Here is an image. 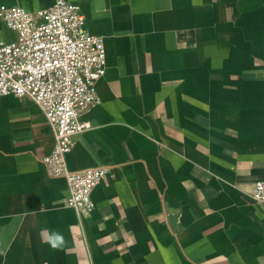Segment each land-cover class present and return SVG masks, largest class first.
<instances>
[{
	"label": "crops",
	"instance_id": "obj_1",
	"mask_svg": "<svg viewBox=\"0 0 264 264\" xmlns=\"http://www.w3.org/2000/svg\"><path fill=\"white\" fill-rule=\"evenodd\" d=\"M70 1L107 64L67 163L109 172L79 215L46 170L45 113L0 96V264H264V0Z\"/></svg>",
	"mask_w": 264,
	"mask_h": 264
},
{
	"label": "built area",
	"instance_id": "obj_2",
	"mask_svg": "<svg viewBox=\"0 0 264 264\" xmlns=\"http://www.w3.org/2000/svg\"><path fill=\"white\" fill-rule=\"evenodd\" d=\"M0 17L17 33L12 41H0V96H29L43 110L54 133V146L43 158L46 170L66 179L69 207L79 215L90 213L93 190L109 167L73 170L67 155L74 135L90 127L81 116L100 101L97 82L107 64L104 37L86 28L80 5L70 0H53L36 10L2 3ZM252 196L264 202V179L256 180Z\"/></svg>",
	"mask_w": 264,
	"mask_h": 264
},
{
	"label": "clouds",
	"instance_id": "obj_3",
	"mask_svg": "<svg viewBox=\"0 0 264 264\" xmlns=\"http://www.w3.org/2000/svg\"><path fill=\"white\" fill-rule=\"evenodd\" d=\"M41 238L43 243L49 244L53 248H58L64 243L63 236L60 234H56L55 237H45L44 232H41Z\"/></svg>",
	"mask_w": 264,
	"mask_h": 264
}]
</instances>
